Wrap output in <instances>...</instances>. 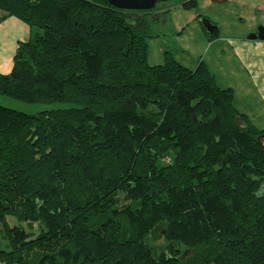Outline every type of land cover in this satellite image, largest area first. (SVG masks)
<instances>
[{
  "label": "trees",
  "instance_id": "16d2710c",
  "mask_svg": "<svg viewBox=\"0 0 264 264\" xmlns=\"http://www.w3.org/2000/svg\"><path fill=\"white\" fill-rule=\"evenodd\" d=\"M168 2L0 0L32 32L0 96L55 106H0V264H264V130L203 62L148 64Z\"/></svg>",
  "mask_w": 264,
  "mask_h": 264
},
{
  "label": "rangeland",
  "instance_id": "374dc122",
  "mask_svg": "<svg viewBox=\"0 0 264 264\" xmlns=\"http://www.w3.org/2000/svg\"><path fill=\"white\" fill-rule=\"evenodd\" d=\"M212 1L214 0L207 4V0H199L198 8L184 10L176 6L182 0H169V12L163 17H155L150 24V37L146 42L147 62L150 66L163 64L164 52H171L178 63H187L190 68H195L202 61L209 62L219 84H224L222 79L227 73H224L222 68L233 63L231 49L225 47V52H221L219 49L224 48L221 45L220 48L215 46L210 49L203 38L198 21L193 18L201 15L202 18L217 23L220 28V39L234 36L246 39L250 32H257L259 27L264 29V11L257 10L258 7L255 5L259 1L264 6V0H230L220 4ZM240 4H243L242 7ZM0 106L26 114L55 107L27 105L2 96ZM6 223L12 226L16 222L12 218H7ZM2 230L0 225V236Z\"/></svg>",
  "mask_w": 264,
  "mask_h": 264
},
{
  "label": "crops",
  "instance_id": "0c3cea01",
  "mask_svg": "<svg viewBox=\"0 0 264 264\" xmlns=\"http://www.w3.org/2000/svg\"><path fill=\"white\" fill-rule=\"evenodd\" d=\"M187 1L184 0L183 2ZM195 1L198 6L199 0ZM209 1L211 0H207V4ZM228 1L230 0H221L220 3ZM183 2L176 6L182 8ZM260 3L259 1L255 3L258 7L257 10L264 11V6ZM242 5L239 6L242 7ZM194 19L198 21L200 31L204 35L203 38L206 44H209L210 49L215 46L220 48V45L221 47L224 46V48L219 49L221 52H225V47L231 49L233 63H228V66L222 68L224 73H227L222 79L224 84H219L210 63L202 61L214 76L217 86L222 89H231L235 109L244 114L257 129L264 130V41H247L236 36L220 39V28L217 23L207 19L213 26L217 27L216 31L208 34L202 28L197 16ZM31 33L29 27L21 20L0 10V75L10 73L18 44L26 42ZM181 65L189 70L194 69V67L190 68L187 63H181Z\"/></svg>",
  "mask_w": 264,
  "mask_h": 264
},
{
  "label": "water",
  "instance_id": "95a60500",
  "mask_svg": "<svg viewBox=\"0 0 264 264\" xmlns=\"http://www.w3.org/2000/svg\"><path fill=\"white\" fill-rule=\"evenodd\" d=\"M107 1L111 6L119 10L149 12L154 8L158 0H107ZM213 2L220 3L215 0ZM199 23L208 34H212V32L217 30V27L213 26L207 19L200 18ZM246 40L264 41V29L259 27L257 32L249 34L246 37Z\"/></svg>",
  "mask_w": 264,
  "mask_h": 264
}]
</instances>
